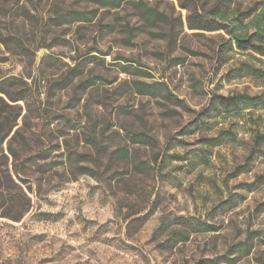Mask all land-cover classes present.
I'll use <instances>...</instances> for the list:
<instances>
[{
	"label": "rangeland",
	"instance_id": "1",
	"mask_svg": "<svg viewBox=\"0 0 264 264\" xmlns=\"http://www.w3.org/2000/svg\"><path fill=\"white\" fill-rule=\"evenodd\" d=\"M142 1L168 22L127 3L0 0V264H264V146L247 159L264 109L198 115L214 94L264 92L239 77L259 63L219 57L223 30L173 24L178 0ZM184 2L229 3L246 24L264 8ZM70 11L88 19L57 18ZM199 221L216 229L170 240Z\"/></svg>",
	"mask_w": 264,
	"mask_h": 264
},
{
	"label": "trees",
	"instance_id": "2",
	"mask_svg": "<svg viewBox=\"0 0 264 264\" xmlns=\"http://www.w3.org/2000/svg\"><path fill=\"white\" fill-rule=\"evenodd\" d=\"M90 3H94L107 8H115L122 3H127L133 8L138 10V17L143 24H150L157 21L168 22V16L163 11H158L155 8L146 5L142 0H86ZM179 7L186 10L185 18L182 19L181 14L178 17L173 18V24L183 26L184 24L190 30H223L226 37H222V41L218 46L217 55L221 57L223 51H233L249 56L253 60L259 63L256 65L251 62L243 61L241 68L239 69V77L242 76H254L257 78L264 79V8L256 14L249 24L243 23V19L240 18V13L236 9L232 8L228 4H220L213 6L206 10L195 9L190 6L184 0H178ZM81 15V17L87 20V16L83 12H67L59 17L65 15ZM176 21V22H175ZM226 21L228 23H226ZM249 25L253 26V30L249 32L247 28ZM125 70V66H122ZM91 81V80H89ZM92 83V82H90ZM137 90L141 93L157 94L163 91V85L154 83L152 85L145 82H138ZM264 109V92L260 94H248V93H234L228 95H216L214 94L208 104L199 112V118L204 120V117L213 118L216 115H224L223 113L240 115L242 112H246L248 115H252L257 110ZM197 121V120H196ZM203 127L209 129L208 120L203 122ZM256 128L252 130L251 134V145L249 147L247 159L253 160L258 157V153L261 152V147L264 146V128H258V124L254 123ZM252 129V128H251ZM144 134L138 135V138L144 139ZM129 138L136 139L135 134L129 135ZM119 156L127 155V148L119 147L116 149ZM181 220L185 218L179 217ZM165 222L163 221V225ZM181 223V221H180ZM167 225V224H166ZM191 226V225H190ZM192 230L175 229L170 233V240L184 241L188 237L190 231H213L215 226L207 223L206 221H199L197 224H192Z\"/></svg>",
	"mask_w": 264,
	"mask_h": 264
}]
</instances>
